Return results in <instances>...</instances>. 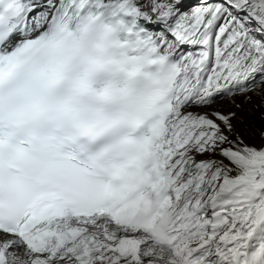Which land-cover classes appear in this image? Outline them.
Returning <instances> with one entry per match:
<instances>
[{"label": "snow or ice", "instance_id": "6c2138e0", "mask_svg": "<svg viewBox=\"0 0 264 264\" xmlns=\"http://www.w3.org/2000/svg\"><path fill=\"white\" fill-rule=\"evenodd\" d=\"M0 264H264V0H0Z\"/></svg>", "mask_w": 264, "mask_h": 264}, {"label": "rangeland", "instance_id": "374dc122", "mask_svg": "<svg viewBox=\"0 0 264 264\" xmlns=\"http://www.w3.org/2000/svg\"><path fill=\"white\" fill-rule=\"evenodd\" d=\"M190 2H191L190 4H194L193 0H190ZM256 123H257V125H259V114L258 113H257Z\"/></svg>", "mask_w": 264, "mask_h": 264}, {"label": "bare ground", "instance_id": "6f19581e", "mask_svg": "<svg viewBox=\"0 0 264 264\" xmlns=\"http://www.w3.org/2000/svg\"><path fill=\"white\" fill-rule=\"evenodd\" d=\"M187 2H188L189 4L191 3L190 0H189V1L187 0Z\"/></svg>", "mask_w": 264, "mask_h": 264}]
</instances>
